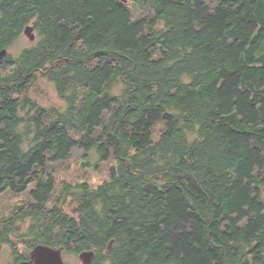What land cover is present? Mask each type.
I'll return each instance as SVG.
<instances>
[{
    "label": "trees",
    "instance_id": "trees-1",
    "mask_svg": "<svg viewBox=\"0 0 264 264\" xmlns=\"http://www.w3.org/2000/svg\"><path fill=\"white\" fill-rule=\"evenodd\" d=\"M126 1L0 0V50L36 33L0 61V193L74 148L120 161L49 209L53 177L33 189L0 226L11 264L40 243L92 264H264V0H130L137 19Z\"/></svg>",
    "mask_w": 264,
    "mask_h": 264
},
{
    "label": "rangeland",
    "instance_id": "rangeland-1",
    "mask_svg": "<svg viewBox=\"0 0 264 264\" xmlns=\"http://www.w3.org/2000/svg\"><path fill=\"white\" fill-rule=\"evenodd\" d=\"M210 1V0H208ZM215 3H213L214 5ZM126 5L133 12L134 19L139 18L145 12L141 11L130 0L126 1ZM32 41L23 33L16 44L9 49L12 54H17L20 50L30 46ZM157 56V53H155ZM41 91L44 95V103L56 104L59 103V98L53 86L42 83ZM164 121L159 120L152 131V139L154 142L158 141L161 133L164 129ZM101 128H98L96 135L101 132ZM69 133L75 139H80L82 133L76 129L69 128ZM88 159L84 156V151L80 148H74L70 155L61 160L52 161L48 160L46 166H36L34 171L36 175L29 183L28 188L21 192L7 189L0 193V226L6 219L11 218L16 212L22 209H28L34 202L32 195L33 189H35L40 183L48 180L50 176L54 179V189L50 195L46 208H52L57 204L60 197L64 196L67 192L66 188L69 185H77L79 183H88L92 188L100 186L111 178V170L113 167H119L120 161L115 153V148H112V154L109 159L96 162L95 152H91L90 163H86ZM264 195V192H263ZM67 211L71 210V201L68 202L65 207ZM12 239L17 243V249L19 252H25V243L18 242L16 237ZM65 259L68 264H82L78 256L73 254H66ZM14 262V249L9 243H0V264H11Z\"/></svg>",
    "mask_w": 264,
    "mask_h": 264
},
{
    "label": "water",
    "instance_id": "water-1",
    "mask_svg": "<svg viewBox=\"0 0 264 264\" xmlns=\"http://www.w3.org/2000/svg\"><path fill=\"white\" fill-rule=\"evenodd\" d=\"M23 33L31 40L36 39L35 27L29 24L24 28ZM8 48L0 50V61L8 54ZM63 247H53L48 244H37L30 253V259L24 260L21 264H68L65 259ZM95 257L94 250H85L79 254L82 264H92Z\"/></svg>",
    "mask_w": 264,
    "mask_h": 264
},
{
    "label": "flooded vegetation",
    "instance_id": "flooded-vegetation-1",
    "mask_svg": "<svg viewBox=\"0 0 264 264\" xmlns=\"http://www.w3.org/2000/svg\"><path fill=\"white\" fill-rule=\"evenodd\" d=\"M40 244H41V243H40ZM36 245H37V244H36ZM36 245H35V246H36ZM25 246H26V244H25ZM35 246H34V247H35ZM26 247H27V246H26ZM34 247H33V248H29V249H28L29 258L22 259V260H20V261H19L18 263H16V264H21V262H22V261L30 259V253H31V251L34 249ZM25 249H26V250H25V252H26V251H27V248H25ZM22 253H23V252H20V254H19L18 256H21V255H22Z\"/></svg>",
    "mask_w": 264,
    "mask_h": 264
}]
</instances>
